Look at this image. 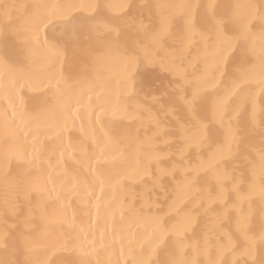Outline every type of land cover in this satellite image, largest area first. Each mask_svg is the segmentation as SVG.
<instances>
[{
    "label": "bare ground",
    "instance_id": "obj_1",
    "mask_svg": "<svg viewBox=\"0 0 264 264\" xmlns=\"http://www.w3.org/2000/svg\"><path fill=\"white\" fill-rule=\"evenodd\" d=\"M262 4L0 0V264H150L172 255L189 264L209 258L244 264L249 258L239 249L216 253L215 241L237 233L245 215L250 235L259 233V22L246 45L252 71L235 86L232 104L239 113L230 133L228 121H215L210 144L185 145L171 104L182 89L199 84L208 94L205 115L214 120L212 101L233 87L234 77L229 55L227 64L218 63L220 45L211 47L208 37L221 19L254 18L258 8L245 6ZM186 12L192 13L187 29ZM117 35L120 47L109 46ZM125 40L155 59L152 76L129 67ZM217 66L228 75L217 73L213 87L208 80ZM148 138L162 159L159 167L147 155ZM161 168H175V180ZM189 172L202 179L181 185ZM177 222L182 252L170 231Z\"/></svg>",
    "mask_w": 264,
    "mask_h": 264
},
{
    "label": "snow or ice",
    "instance_id": "obj_2",
    "mask_svg": "<svg viewBox=\"0 0 264 264\" xmlns=\"http://www.w3.org/2000/svg\"><path fill=\"white\" fill-rule=\"evenodd\" d=\"M7 7V6H5ZM75 7V6H70ZM97 9H100L101 5L95 6ZM167 7H176L183 9H192L198 8V5H172ZM209 9L214 8L213 5L207 6ZM240 7V6H234ZM249 9H257L258 11L253 18L252 14L240 19H221L218 22V26H215L214 36L210 35L208 37L211 40V47L215 48L217 44L220 45L219 61L228 63L224 59L225 54H228L231 59V73L233 75L232 79V88H225L223 95H217L216 98L212 101V111L214 120H208L205 115L208 107V94L202 93L199 84L192 87V90L189 92L186 89H182V94L179 96L177 101H174L171 104V112L175 117L176 130L183 134L185 145L192 146L193 148H200L205 143L210 144L214 131V122L218 121L221 126H225V121H228L226 125L229 133L231 132V120L233 118H238L239 108L234 107L232 104V98L235 95V86L238 85L240 80H246L252 71L253 61L249 56L248 48L246 47L248 39L254 34V29L256 27V22H259V36L261 39V49H260V70H259V80L261 83V90L264 91V4L261 6L256 5H247L245 6ZM192 16L191 12L185 13L187 29L192 23L188 18ZM213 19L215 18L214 13L212 14ZM207 19V17H205ZM71 23V21H70ZM229 24L233 26L235 31L229 28ZM159 39V33L155 34L153 41ZM124 47L126 49V55L128 57L129 67H136L138 69V74L142 75L144 78L152 76L157 70L158 65L155 59L148 54L147 49L144 50V55L136 50L137 42L135 40H125ZM121 40L119 35L115 40L109 43V46L120 47ZM237 52L239 53L237 55ZM160 71H168L165 66H159ZM219 73L222 77L227 76L228 72L225 70L221 72L219 66L216 67L215 72L212 75V78L208 80V83L215 87V76ZM155 99V97L153 98ZM254 119V113H253ZM170 134V133H169ZM152 138H148L145 141V144L148 146L147 155L150 159H155L157 166L162 163L160 159V154L151 150ZM218 154V153H217ZM216 155V154H214ZM203 167V164L198 165L192 171L199 172ZM259 179L264 192V152L260 154V166H259ZM162 174L172 175V178L175 180V171L173 168L171 170L161 168ZM255 175V172H254ZM202 178L193 177L191 172L184 176L181 181V185L187 184L189 186H194L195 183ZM180 186V185H178ZM171 233L177 237L174 241V245L182 252L184 247V241L179 237L182 235V225L177 222L172 225L170 229ZM253 228L250 223L249 217L247 215L238 219L237 221V233L225 232L223 233L218 240L215 241V249L218 254H234L237 249L240 250V254L247 256L249 259L244 261V264H264V195L261 197V208H260V221H259V233L258 235L252 234ZM258 241V248H257ZM209 246V239L206 236L204 239V250H207ZM259 253V258L254 254L255 252ZM150 264H189V261L183 258H180L176 255H172L163 262L151 261ZM207 264H227L226 261H216L212 258H209ZM233 264H240L238 260H234Z\"/></svg>",
    "mask_w": 264,
    "mask_h": 264
}]
</instances>
